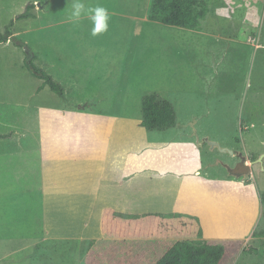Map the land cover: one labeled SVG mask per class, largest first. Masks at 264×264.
I'll return each mask as SVG.
<instances>
[{"label":"rangeland","instance_id":"1","mask_svg":"<svg viewBox=\"0 0 264 264\" xmlns=\"http://www.w3.org/2000/svg\"><path fill=\"white\" fill-rule=\"evenodd\" d=\"M31 2L36 5V18L17 19V15L24 12ZM234 2L238 6L236 9L232 8ZM85 3L100 4L108 9L111 18L107 32L91 37V24L87 17L75 25L69 22L71 0H0V30L10 26L13 32L8 41L0 42V133L9 134L14 125H29L31 128L28 133L13 134L20 140H24L25 135L27 140L23 144L16 145L13 140L6 144L5 139H0V150L12 149L11 152H15L0 154V264H153L173 240L191 238L196 233L187 234L192 229L186 218L179 216L188 213L193 201H199L198 197L182 200L172 196L168 204L172 206L174 224L164 217L156 223L154 214L151 215L153 212H147L151 216L138 219L141 221L134 226L131 236L124 237L126 239L109 238L107 241L104 235L93 243H88L90 239H84L87 242L83 243V236L75 233L61 234L50 228L49 223L42 226L37 206L32 207L29 216L21 215L26 214L23 209L27 196L21 191L37 189L42 175L41 160L36 150L28 153L24 146L25 142L30 143V139L36 138L39 142L38 112L43 101L49 105L63 101L70 110L81 104L93 110H106L116 106L114 100L124 80L118 85V76L131 74L132 88L137 89L140 85L141 90H148L144 83L167 86L168 77L176 75L173 79L175 84L169 86L178 87L180 92L193 91L201 95L198 97L200 104L196 109L185 106L184 100L178 99L176 123L161 131L166 138L172 127H175L173 131L177 132V138L190 136L191 121H194V134L196 129L202 139L207 134L211 140L232 144V150L242 151L246 156L259 158L264 154V0H218V18L213 17V13L208 14L207 29L210 24L213 31L236 35L241 42L244 41L242 61L236 58L237 61L228 66L225 62L215 64L219 54H215L216 48L203 41V33L147 20L151 0H85ZM20 42L25 45L20 46ZM30 48L37 53L33 60L36 68L51 75L53 71L62 77L60 80L53 78L65 89L64 94L54 92L28 67L32 55ZM49 62L51 67L46 66ZM82 62L86 67L79 72L75 66ZM71 69L80 73L77 80L82 90L65 93L73 80ZM209 73L216 78L211 86L204 81L210 77ZM228 75L250 77V85L244 81L243 94L249 96L243 103V121L249 122L248 129L243 132L237 114L241 100L237 92L226 89L235 85L236 79L227 80ZM41 86L43 88L38 93ZM100 88V95L109 96L108 99L94 98ZM239 88L232 86V89ZM220 89L222 98L215 95L216 92L210 93V90L218 92ZM64 95L66 99L62 97ZM71 96L83 98L78 100ZM141 106L143 99L139 93L130 92L128 107ZM186 107L194 115L188 113ZM250 113L254 117H250ZM252 118L253 124L250 122ZM21 131L27 132L26 128ZM9 138L13 139L11 134ZM200 147L205 172L217 175L223 171L230 175L220 164L222 159H235L229 152L211 149L207 143ZM262 161L252 171L261 194L264 193V157ZM183 189H187V185ZM31 197L39 199L38 196ZM223 216L219 210L214 211L211 217L215 220ZM99 217L105 218L103 213ZM179 219L187 223L182 224ZM261 228H264V221ZM183 232L186 234H180ZM225 243L228 249L220 264H264V236L254 238L250 234L244 241L226 240Z\"/></svg>","mask_w":264,"mask_h":264},{"label":"crops","instance_id":"2","mask_svg":"<svg viewBox=\"0 0 264 264\" xmlns=\"http://www.w3.org/2000/svg\"><path fill=\"white\" fill-rule=\"evenodd\" d=\"M235 3L233 9L238 7ZM209 13H213V17L219 16L216 8ZM207 19L208 15L202 21V29L197 32L205 35L203 41L207 46L212 45L217 49L215 54H219V57L215 64L221 65L225 62L228 66L237 61L238 57L242 61L244 41L241 42L236 35L213 31L210 24L207 29L205 24ZM194 32L196 33V30ZM205 49L208 50V47ZM72 61L78 62L77 59ZM46 66L51 67L50 62ZM85 67V63L82 62L75 66V69L81 72ZM71 71L73 80L71 84L67 81L65 93L82 90L77 80L80 73L73 72L72 69ZM246 71L249 72L248 67ZM209 75L210 77L204 81L211 86L216 78L211 73ZM52 76L58 80L62 78L53 71ZM175 76L168 77L167 86L160 84L157 87L156 83H144L148 90H141L140 85L137 89L132 88L131 74L126 77L118 76V85L122 79L124 80L117 91L118 97L114 100L116 106H110L106 110L95 108L93 110L87 108L88 106L85 108L82 104L70 110L65 107L63 101L58 105H49L43 101L38 112L39 142L36 138L30 139V143L27 141L24 146L28 153L36 150L35 153L41 160L42 175L40 174L37 189L21 191L27 195L23 209L26 214L21 215L29 216L32 207L37 206L40 208L42 226L49 223L50 228L61 234L75 233L83 236L81 238L83 243L87 242L84 239H90L88 243H93L104 235L107 236L108 239L105 238L107 241H110L109 238L126 239L124 237L131 236L134 226H138L141 221L138 219H145L154 214L147 215V212L166 210L165 218L174 221L175 217L173 218L171 214L172 206L168 204V201L171 203L172 196L182 200L186 198L193 200L198 197L199 201L197 203L193 201V207L187 213L186 220L192 229L191 233L196 232L191 238L237 242L244 241L253 234L261 224L263 213L261 191L253 173L250 176H240L242 179H238L240 177H234L231 173L227 175L223 171L217 175L205 172L203 154L198 145L201 136L196 129L194 134V121L190 123L192 126L190 136L177 138V132L173 131L175 127H172L166 138L161 131L168 127L149 128L145 124L143 107L134 109L128 107L130 92L135 91L139 93L141 99L148 93L165 96L173 103L175 109L178 108V99L184 100L185 106L196 108L200 104L198 97L201 95L193 91L180 92L178 87H170L169 84H175L173 83ZM228 79H236L235 85L232 86L240 87L232 89V86H229L226 89L237 92L241 100L237 114L239 127L243 132L248 129L249 122L243 121L245 115L243 103L249 96L243 94L244 81L247 80L250 85V77L228 75ZM41 88L43 86L39 87L38 93ZM221 90L218 92L210 90V93L216 92L215 95L222 98ZM100 92L102 88L95 92L97 95L95 99L109 98L102 97ZM62 97L66 99L65 95ZM71 98L79 100L83 97ZM126 99L128 100L125 104ZM186 109L188 113L194 115L187 107ZM250 117L254 116L250 113ZM253 120L254 118L250 120L251 124ZM22 128H26L27 132L21 131ZM13 129L9 134L0 133L7 136L2 139H5L6 144H9L10 140L16 145L23 144L27 137L23 135L25 139L20 140L13 134L19 136L20 133H28L31 128L29 125L26 127L14 125ZM10 134L13 139L9 138ZM204 136L210 138L207 134ZM214 141L224 147L234 148L232 144L224 145L222 141ZM216 148L218 147L214 149ZM11 151L12 149H1L0 154H15ZM256 167L258 166H254L252 171ZM184 185H187V189H183ZM33 195L39 199H33L31 197ZM34 201L36 205H33ZM219 210L224 216L213 220L212 213ZM100 213H103L105 218L100 219ZM58 216L61 218L56 219ZM179 217L183 215L180 214ZM159 218H163V214ZM159 218L157 221H160Z\"/></svg>","mask_w":264,"mask_h":264},{"label":"trees","instance_id":"3","mask_svg":"<svg viewBox=\"0 0 264 264\" xmlns=\"http://www.w3.org/2000/svg\"><path fill=\"white\" fill-rule=\"evenodd\" d=\"M217 2L218 0H151L147 18L152 22L200 31L202 29V21L206 19L210 11L217 8ZM35 6V3H28L25 11L17 15V19L36 18ZM11 35H13V32L10 26H7L4 31L0 30V42L8 41ZM19 45L23 46L25 44L20 42ZM31 49L32 55L29 57L28 67L35 75L43 78L45 80L44 84L49 85L54 92L64 94V88L51 74L44 69L36 68L33 60L36 59L37 55ZM249 56L252 57L251 53H249ZM143 114L145 124L149 128L170 127L176 123V111L173 103L167 97L158 93L144 95ZM2 137L7 136L0 135V138ZM261 197L263 204L261 222L263 223L264 193L261 194ZM165 212L166 210L164 212H160V210L159 212L153 211L154 216H156V223L162 214L165 219ZM183 216L187 219V213L183 214ZM171 221L172 223L174 222L173 220ZM179 221L182 224L187 223L186 220L179 219ZM181 231H185V229ZM180 234H186V232ZM262 236H264V228H261L260 224L253 232V237ZM226 248L225 241L221 239L180 238L173 240L165 253L153 264H220L226 254Z\"/></svg>","mask_w":264,"mask_h":264},{"label":"clouds","instance_id":"4","mask_svg":"<svg viewBox=\"0 0 264 264\" xmlns=\"http://www.w3.org/2000/svg\"><path fill=\"white\" fill-rule=\"evenodd\" d=\"M84 17H87L91 24V37H97L108 31V22L111 18V13L106 7L100 4L89 5L85 3V0H71L70 11L68 14L69 22L75 25Z\"/></svg>","mask_w":264,"mask_h":264},{"label":"water","instance_id":"5","mask_svg":"<svg viewBox=\"0 0 264 264\" xmlns=\"http://www.w3.org/2000/svg\"><path fill=\"white\" fill-rule=\"evenodd\" d=\"M199 142H201V143H199ZM204 143L209 144L211 149H214L217 146L222 151L229 152L230 154L235 155L234 150H232L231 148L222 146L219 142L211 140L209 137H204V139H202L201 141L198 140L199 146H202ZM241 157H242V160L235 167H233L229 171L233 176H250L251 173H252V165L255 164V163H260L261 164L263 162L262 160H263L264 154H262L254 162H247L246 161L247 157L244 156V155H242Z\"/></svg>","mask_w":264,"mask_h":264},{"label":"flooded vegetation","instance_id":"6","mask_svg":"<svg viewBox=\"0 0 264 264\" xmlns=\"http://www.w3.org/2000/svg\"><path fill=\"white\" fill-rule=\"evenodd\" d=\"M234 152H235V155H232V157H234L235 159L234 160H221L220 161V164L227 170V171H230L233 167H235L241 160H242V155L246 156L242 151H239L237 149H234ZM247 159L246 161H249V162H254L258 159V156L257 157H252V156H246ZM256 165H259L257 163L253 164L252 165V169L254 168V166ZM230 173V172H229Z\"/></svg>","mask_w":264,"mask_h":264}]
</instances>
